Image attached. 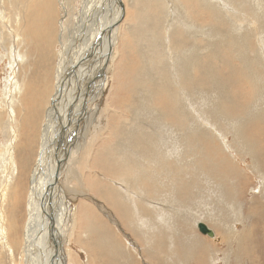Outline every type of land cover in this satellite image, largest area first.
<instances>
[{"label":"rangeland","instance_id":"obj_1","mask_svg":"<svg viewBox=\"0 0 264 264\" xmlns=\"http://www.w3.org/2000/svg\"><path fill=\"white\" fill-rule=\"evenodd\" d=\"M43 1L36 0L38 6L43 5ZM68 1L66 4L70 7L68 6L67 14L62 10V0H56L53 12L58 25L60 20L67 21V24L68 19L73 21L72 13L75 21L76 12L82 7L80 0ZM192 1L196 7L191 11L189 0H121L123 17L116 32H111L115 40L110 48L107 88L101 92V97L96 94L92 105L87 104L83 124L73 125L71 133L74 134L69 136V143L66 142L67 155L65 153L61 161L63 166L68 149L70 151L75 143L79 144L72 149L71 154L75 167L72 170L71 164V168H68L69 177L62 184L66 191L64 197L67 196L62 202L65 211L59 212L64 225L61 224L58 229L64 236V264H264V117L255 115L257 111L264 114V109H261L264 107V59L258 52L259 36H253L250 32L256 26L262 10L254 7V18L249 14V7L243 6L246 8L241 10L235 1L227 3L225 0H213L211 6L200 3L199 0ZM4 6L5 3L2 2L1 7ZM222 7L228 14L230 12L229 16L239 17L240 21H233L232 25L242 32L241 45L245 43L246 63L234 54L240 47L239 44L233 46L223 43L222 35L231 24L222 22L217 17L214 20L211 16L222 10ZM223 15L229 18L224 12ZM45 20L47 19L41 16L36 18L42 34L45 31ZM2 21L0 17V24ZM58 25L55 28L60 32ZM189 25H195L199 31L207 28L215 31L211 42L202 39L201 35L195 37L198 40L194 46L196 53L207 59H204L201 66L185 63L189 71L188 65L195 67L190 89L199 85L200 90L214 96L219 94L215 89H224L227 101L221 103L220 109L225 118L232 119L226 122L227 126L216 121L220 137L214 132L209 133L215 127L213 122L206 138L202 134L188 145L191 149L178 158L179 164L184 165L182 168L177 166L170 170L177 161L169 160L168 168L164 169L169 171L168 182L154 184L152 187L150 182H143L142 176L139 177V182H129L134 170L131 165L118 164L119 158L113 148L126 133L142 126L147 116L165 124L171 121L166 115V107L163 109L158 100L159 97L166 101L169 99L167 92L159 84L162 78L160 75L166 67L169 54V57L173 53L178 54L177 50H185L194 44L190 37L185 38V45L178 41V31ZM71 26L69 22L68 28ZM24 28L33 35L27 25ZM206 45H210L212 51L205 49ZM58 47L59 43L56 42V48ZM13 48L19 53L18 44H15L8 47L5 55L0 35V113L4 117L9 110L11 114L4 118L8 122L6 140V134L0 128V264H21L20 245L23 244V225L26 219L23 192L27 194L29 171L36 164L37 153L40 151L37 134L40 121H37L32 154L23 152L27 160L23 156L18 157V149L22 145L20 130L25 132L29 129L22 124L24 120L19 119V111L21 113L29 108L31 102L26 99L18 101L16 87L24 81L26 83H23L21 90L27 91L30 75H26L23 80L20 73L26 67L21 69L19 56L9 57ZM230 51L233 56H230ZM227 58L239 71L234 74L227 72L223 64ZM9 59L14 60L10 61L8 67ZM26 64L28 62L23 65ZM134 71L139 76L135 87L136 95L132 96L130 76ZM209 74H213L219 82H215V89L208 83ZM10 77L12 79L8 82ZM144 77L147 80H143ZM52 82L54 85V79ZM250 83L253 84V89L249 87ZM53 87L51 86V91ZM14 99L16 102L11 103L8 108L5 100ZM233 100L236 102L234 106L231 105L235 103H232ZM47 106L46 103L43 112ZM93 106L98 110L94 111ZM217 107L218 104L216 109ZM252 112L254 113L251 114ZM97 118L101 122L100 126L94 121ZM199 125L205 126L204 123ZM112 129L115 134L111 133ZM208 134H212L214 144ZM101 150L105 159L102 156V161H99ZM103 166H111L114 172L103 170ZM21 167L24 169L19 170ZM74 169L78 175L73 179L71 176ZM143 169L150 171V168L142 167L140 173ZM195 171H198L197 175ZM189 182H194L195 185L188 189L192 193L193 187L195 193L190 199L187 190ZM149 189L158 194L155 193V198L153 195L146 197L139 209L137 202L141 200L136 193L144 191L147 195ZM120 194L130 201L127 205L130 215L124 221L113 206L118 205ZM198 222L211 229L214 236L201 233L197 228ZM98 238L107 240L108 243L97 250ZM99 250L104 252L98 253ZM162 256L165 260L160 259Z\"/></svg>","mask_w":264,"mask_h":264},{"label":"bare ground","instance_id":"obj_2","mask_svg":"<svg viewBox=\"0 0 264 264\" xmlns=\"http://www.w3.org/2000/svg\"><path fill=\"white\" fill-rule=\"evenodd\" d=\"M67 1L68 0H62V10L65 13L68 12L70 7V1H68L69 4H66ZM118 1L119 0H80L82 7L77 10L78 13L75 11V21L72 13V20L74 22L68 19L67 24V21L64 22L60 20V25H58V22L55 23L57 18L53 12L56 0H44L43 5L41 4L40 6H38L39 3H37L36 0H0V17L3 20L0 24V35L4 54L6 55L8 47L18 44L19 53L13 48L11 50V56L9 55V57L12 58L14 55L19 56V60L22 63L21 69L26 67V69L20 73V75L23 76V80L26 75H30V83L27 84V91L21 90L24 81H22V85L16 87L18 97L16 99L21 102H23L24 99L31 102L29 108H25L21 113L19 111V119L24 120L22 124L29 128L25 132L20 130L22 145H20L18 149L19 158L23 156L24 160L26 159L23 152H25V154L28 152L29 155L32 154L35 148L34 130L37 121H40L37 131L40 151L37 153L36 164H34L29 171L28 183L26 182L27 194L25 191L23 192V195L25 194L24 200L26 203V214L24 218L26 219H24L23 225V244L20 245L21 254L19 263L21 264H64L66 260L63 247L64 236L58 229V226L64 223L61 220L59 212L63 213L65 211L62 202L67 196L64 197L66 191H64L62 184L70 173V169L68 171V168H71L72 163L74 164V162H72L73 157H71L72 149L79 144L76 145L75 143L73 148L71 146L72 149H70V151L68 149V156L63 166L61 161L65 153L67 155L66 149L68 148L67 143L70 141L69 136L74 134L71 133L73 125H78L82 122L87 104L94 102L92 99L96 97V94L101 97V92H103L104 88L105 90L107 88L106 84L109 79L107 71L111 60L110 48L112 42L115 40L111 32L112 30L116 32L119 24L116 25L115 23L122 16ZM225 1L227 3L235 1L236 6H240L238 8H241V10L246 8L243 6L249 7V14L251 17L256 15L254 7L256 10H262L260 17L257 18L256 26L254 25V28L251 29L250 32L253 36H259L258 45H260V47L258 48V52L264 59V0ZM2 2L5 3L4 7H1ZM199 2L209 5L213 0H199ZM189 3L191 11L192 9L195 10L196 5L194 1L189 0ZM221 9L222 10L216 11L211 16L213 19L217 17L220 21L231 24L227 32L222 35L223 43L232 44L233 46H235L236 43L239 44L240 47L234 51V54L235 56H239V58L243 59L246 63L247 61L244 59L246 57L245 43L241 45L240 34H242V32L232 25L233 21L237 23L240 21L239 17H231L229 16L231 15L230 12L228 14L225 12L227 10H224L223 7ZM222 11L226 15L228 14L227 16L229 18L224 17ZM11 16L14 17L11 18ZM37 16L47 19L43 24L45 28L44 34H42V31L36 23ZM170 16H173L172 12ZM200 17L202 16L200 15ZM69 22L72 25L71 28H68ZM167 24H169V22H167ZM24 25H27L31 29L33 35L25 30ZM55 25H58V31L60 32H57ZM198 31L195 25L183 27V30L180 29L178 31V41L181 44H186L185 38L187 37L192 38L191 42L194 44H191V46L185 50H177L178 54L173 53L174 55L171 54L170 57L169 54L168 59L166 58V67L163 68L162 75H160L162 78L159 84L167 92L169 99L166 101L159 97L158 100L163 109L166 107V115L171 121L165 124L154 117L147 116L142 126L132 132L126 133L121 137L117 145H114L115 147L113 146V151L119 158L118 164L121 166L131 165V169L134 170L130 176L129 182H139L140 176H142L143 182H150L152 187H154V184L162 185L164 182H168L167 173L169 171L167 172L164 169L168 168L167 162H169V160L175 159L177 161V163L174 162V164H172L170 170L175 169L177 166L180 169L181 165L179 164L178 158L191 149V146L189 147L188 145L194 142L196 138H200L202 134L203 137L206 138L207 132H209L208 129L213 122H215V127L211 128V132L209 133L214 132L220 137L221 132L216 130L218 125L216 121H221L227 126L228 124H226V122L232 119L228 117L225 118L222 114L220 105L227 101V97H225L226 94L224 89H215V82H217V80L213 74L208 75V83L214 87L215 92L219 93L217 96L207 94L203 90H200L199 85L196 87L193 86L190 89V80L193 77L195 67L188 65L190 68L189 71L185 63L201 66L205 62L204 59H207L196 53L194 46L198 40L195 39V37L201 35L202 39H205L207 42H211L215 37L214 29L207 28L204 31ZM251 34H247V36ZM56 42L57 44L59 43L58 48H56ZM205 49L212 51L210 45H206ZM230 54H232L230 56H233L232 51H230ZM5 55L3 58L6 57ZM259 59L262 60V57H259ZM12 60L14 59L8 60V67ZM25 62H28V65H23ZM223 64L226 66L227 72L230 71L234 74L239 71L228 58ZM197 71L199 72V70ZM137 76H139V74L136 71L130 76L132 81V85L130 86L132 89V96L136 95L135 87L138 81ZM11 79V77L8 78V82L9 80L11 81ZM53 79L54 85L52 82ZM145 79L147 80L146 77H144L143 80ZM51 86H54L52 91ZM249 87L253 89V84L250 83ZM14 101L16 102L15 99L11 101L5 100L8 108L11 103H15ZM233 102L235 101L233 100L232 103ZM46 103L48 106L43 112ZM216 104H218L217 109ZM231 105H236V102ZM93 107L94 111L98 110L96 106ZM261 109H264V107ZM94 111L91 112L93 113ZM16 113L18 115V111H16ZM95 113L96 112H94V114ZM253 113L254 112L251 114ZM6 114L7 115L3 117V113H0V128H2L3 133L6 134L5 140L7 139L8 122H5L4 118L11 115L9 110ZM258 114V117H264L261 111L255 112V115ZM90 118L92 117L90 116ZM98 119L99 118L94 121L96 125L98 124V126H100L101 122L100 120L98 121ZM201 123H204L205 126L201 127L199 125ZM113 129L111 133L115 134ZM208 135L211 137L209 138L210 141H213L212 134ZM102 156L105 159L104 152L101 150L99 161H102ZM108 158L112 159V157L109 156ZM104 159L103 161H105ZM73 164L72 170L75 165ZM111 166H103L102 169L114 172ZM195 166L196 165H194V167ZM142 167L150 168V171L148 172L146 169H143V172L140 173L139 170ZM22 169L24 168L21 167L19 170ZM72 170L71 174L73 173ZM212 170L213 168H211V171ZM195 172L197 175L198 171ZM199 174L203 178H206L202 175L201 171H199ZM75 175L78 174L74 169V173L71 177L73 178ZM193 185L194 182H189L187 190ZM132 187L135 189L134 185ZM193 187L191 189L192 193L189 192L190 189L188 190L189 199L195 194L193 192ZM136 191L138 192V190ZM144 191L146 192L147 188H145ZM144 191L141 194L136 193L137 198L141 200L137 202L139 209L140 204L142 203L143 205L146 197L153 195L155 198V195L158 194L149 189V193L145 195ZM56 201H59V203H56ZM195 202L197 201L195 200ZM129 203L130 201L126 198H122L120 194L117 199L118 205L113 204L114 210L123 221L130 215V210L127 206ZM8 204L9 202H7V205ZM102 210L104 211V209ZM163 211H166V209ZM158 212L156 211V213ZM56 218L58 220H56ZM66 221V223H68V220ZM62 229L64 230V228ZM65 234L67 235V233ZM97 241V250L107 242V240H101L100 238H98ZM103 252V250L98 251V253ZM160 259L165 260L164 256L160 257Z\"/></svg>","mask_w":264,"mask_h":264},{"label":"water","instance_id":"obj_3","mask_svg":"<svg viewBox=\"0 0 264 264\" xmlns=\"http://www.w3.org/2000/svg\"><path fill=\"white\" fill-rule=\"evenodd\" d=\"M118 4H119V6H120V13L122 14V16H121V18L115 23L116 25L117 24H119L121 21V19H122V17H123V10H124V8H123V3L121 2V0H119L118 1ZM197 228H198V230L201 232V233H203V234H206V235H208V236H210V237H213V235H214V232L211 230V229H209L204 223H202V222H198L197 223Z\"/></svg>","mask_w":264,"mask_h":264}]
</instances>
